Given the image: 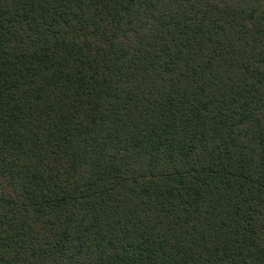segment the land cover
I'll return each mask as SVG.
<instances>
[{"label":"trees","instance_id":"1","mask_svg":"<svg viewBox=\"0 0 264 264\" xmlns=\"http://www.w3.org/2000/svg\"><path fill=\"white\" fill-rule=\"evenodd\" d=\"M0 264H264V0H0Z\"/></svg>","mask_w":264,"mask_h":264}]
</instances>
